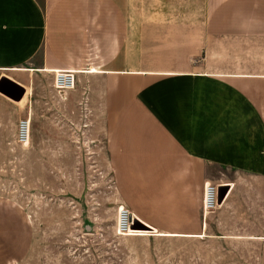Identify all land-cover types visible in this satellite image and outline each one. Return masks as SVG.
I'll return each instance as SVG.
<instances>
[{"label": "crops", "instance_id": "obj_1", "mask_svg": "<svg viewBox=\"0 0 264 264\" xmlns=\"http://www.w3.org/2000/svg\"><path fill=\"white\" fill-rule=\"evenodd\" d=\"M58 71L78 73L60 93L105 125L114 188L153 234H206L212 172L264 181V0H0V123Z\"/></svg>", "mask_w": 264, "mask_h": 264}, {"label": "rangeland", "instance_id": "obj_2", "mask_svg": "<svg viewBox=\"0 0 264 264\" xmlns=\"http://www.w3.org/2000/svg\"><path fill=\"white\" fill-rule=\"evenodd\" d=\"M157 0H138V2ZM55 88V76L30 77L29 102L5 99L0 123V254L3 264H264V181L226 170L232 181L200 238L165 237L138 222L117 231L114 188L104 124L87 122V108ZM68 94V93H67ZM31 119L30 144L17 141ZM231 186V187H230ZM129 210V209H128ZM153 234V235H152Z\"/></svg>", "mask_w": 264, "mask_h": 264}, {"label": "built area", "instance_id": "obj_3", "mask_svg": "<svg viewBox=\"0 0 264 264\" xmlns=\"http://www.w3.org/2000/svg\"><path fill=\"white\" fill-rule=\"evenodd\" d=\"M76 72H55V88L60 92L72 91L77 85ZM31 139V119L25 118L19 122L17 141L23 146L30 144ZM219 189L217 185L207 183L204 188L202 211L204 215L211 214L220 208L219 204ZM137 222H141L135 218L131 212L122 206L119 210L117 231L119 234L125 236H131V233H135V227L138 226ZM142 223V222H141Z\"/></svg>", "mask_w": 264, "mask_h": 264}, {"label": "water", "instance_id": "obj_4", "mask_svg": "<svg viewBox=\"0 0 264 264\" xmlns=\"http://www.w3.org/2000/svg\"><path fill=\"white\" fill-rule=\"evenodd\" d=\"M227 192H228V188H226V187H220V189H219V204H222L223 203V201H224V199H225V197L227 195ZM151 230H153V229H151Z\"/></svg>", "mask_w": 264, "mask_h": 264}, {"label": "bare ground", "instance_id": "obj_5", "mask_svg": "<svg viewBox=\"0 0 264 264\" xmlns=\"http://www.w3.org/2000/svg\"><path fill=\"white\" fill-rule=\"evenodd\" d=\"M150 232H153V230H151ZM142 233H143V232L136 231L135 233H131L130 235H131V236H137V235H141V236H150V234H147V233L142 234Z\"/></svg>", "mask_w": 264, "mask_h": 264}]
</instances>
